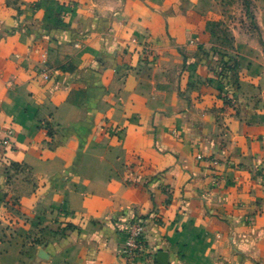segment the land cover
<instances>
[{
  "label": "crops",
  "instance_id": "crops-1",
  "mask_svg": "<svg viewBox=\"0 0 264 264\" xmlns=\"http://www.w3.org/2000/svg\"><path fill=\"white\" fill-rule=\"evenodd\" d=\"M253 1L252 28L227 0H0V264H126L134 215L157 262L264 264Z\"/></svg>",
  "mask_w": 264,
  "mask_h": 264
},
{
  "label": "built area",
  "instance_id": "built-area-1",
  "mask_svg": "<svg viewBox=\"0 0 264 264\" xmlns=\"http://www.w3.org/2000/svg\"><path fill=\"white\" fill-rule=\"evenodd\" d=\"M133 42L138 45L139 53L143 55V57H151L152 52L149 46L139 43L137 39H134ZM43 62L46 65L47 59L45 55L43 57ZM50 73L51 71L47 66L41 71V75L45 79L50 78ZM115 132V134L119 135L121 128L117 126ZM7 141L8 140H6L5 143H7ZM1 144L2 142H0V145ZM4 206L9 212L5 219L7 222V231L13 234L17 226L26 220L24 217L15 213V208L17 206L15 201H8L4 203ZM120 229L124 238L122 256L126 264H158L157 253L150 249L146 241V221L143 217L139 215L131 216Z\"/></svg>",
  "mask_w": 264,
  "mask_h": 264
},
{
  "label": "rangeland",
  "instance_id": "rangeland-1",
  "mask_svg": "<svg viewBox=\"0 0 264 264\" xmlns=\"http://www.w3.org/2000/svg\"><path fill=\"white\" fill-rule=\"evenodd\" d=\"M228 6L233 8V14L227 19V25L235 24L242 27L257 26L256 18L254 16L255 3L253 0H227ZM231 4V5H230ZM223 33L220 38L227 44H231L232 40L230 33L223 28Z\"/></svg>",
  "mask_w": 264,
  "mask_h": 264
},
{
  "label": "water",
  "instance_id": "water-1",
  "mask_svg": "<svg viewBox=\"0 0 264 264\" xmlns=\"http://www.w3.org/2000/svg\"><path fill=\"white\" fill-rule=\"evenodd\" d=\"M158 262L161 263V264H166L167 262L163 259H161V256L158 255Z\"/></svg>",
  "mask_w": 264,
  "mask_h": 264
},
{
  "label": "trees",
  "instance_id": "trees-1",
  "mask_svg": "<svg viewBox=\"0 0 264 264\" xmlns=\"http://www.w3.org/2000/svg\"><path fill=\"white\" fill-rule=\"evenodd\" d=\"M235 66H233L232 68H234ZM121 232V234H122V236H123V233H122V231H120Z\"/></svg>",
  "mask_w": 264,
  "mask_h": 264
}]
</instances>
